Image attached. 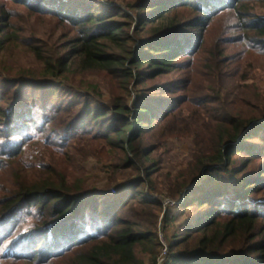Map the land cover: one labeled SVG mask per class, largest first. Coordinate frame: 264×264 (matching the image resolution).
I'll list each match as a JSON object with an SVG mask.
<instances>
[{"label":"trees","instance_id":"16d2710c","mask_svg":"<svg viewBox=\"0 0 264 264\" xmlns=\"http://www.w3.org/2000/svg\"><path fill=\"white\" fill-rule=\"evenodd\" d=\"M244 1L136 0L127 4V9L119 6L106 9L91 4L85 10L81 8L83 5L73 8L68 0H38L41 6L29 0L24 3L32 11L37 8L34 11L57 14L70 20L78 32L71 42V53L64 57L44 56L39 45L32 47L42 60L47 75H65L70 71L72 58L78 57L82 69H104L113 77L128 79L127 85L123 86L128 96L111 102L72 96L65 103L52 104L49 93L42 100L35 97L21 100L22 87H19L14 110L10 112L0 106V118L10 126L6 131L0 130V135L4 134V139L16 144L15 148L0 147V155L4 157L0 166L18 154L19 144L37 138L43 140L45 135L42 133L47 130L52 136L62 137L63 144L77 139L97 141L99 154L104 149L107 152L108 146L112 147L113 157L119 161L116 166L136 174L133 180L117 186L118 189L130 184L137 188L129 198L121 196L109 206L115 219L100 221L101 225L107 222L103 230L76 233L69 225L70 220L90 200V195L97 200L99 192H91L94 190L86 186L74 188L65 173L55 167H51V174L55 173L54 182L48 179L30 185L20 177L9 180L11 185L0 195V225H5V230L0 231V264L5 261L7 264H146L137 251L148 246L151 264H157L162 244L156 227L162 213L163 225L171 220L172 206L147 195L149 185L154 182L152 176L159 167L152 159V152L158 150L161 143L157 141L151 146L141 139L163 127L166 120V126L178 124L182 118L180 110L188 98L173 99L174 102L164 108L156 107L157 98L149 92L151 87L146 86L139 89L138 98L130 104V84L132 79H136L137 84L142 83L177 67L176 59L201 46L200 36L206 25L225 12L233 15V30L239 25L247 29L249 35L243 36L245 44L255 42L264 49V18L252 12L255 8ZM185 9L193 12L186 28L180 18ZM9 21V13L1 9L0 56L12 38ZM132 23L136 24V34L129 30ZM148 27H152L154 36L143 40L136 50L129 47V41L139 39L140 30ZM192 27L199 29L201 35L197 38L195 34L185 35ZM115 45H120L123 53L115 52ZM145 63L148 65L143 69ZM221 63L217 59V67ZM242 87L235 80L228 87L222 77L218 79L214 93H209L207 102L211 104L217 96L216 102L222 101L226 95L233 97V93L242 96L245 93ZM82 95L89 97L88 93ZM192 100L190 103L194 105L195 100ZM217 109L214 114L217 137L211 142L213 153L207 155L202 151L192 163L193 173L199 172L196 177L204 173L207 177L191 187L193 181H187L176 195L171 190L167 194L173 201L181 198L184 190L187 202L181 207L184 212L187 207L189 210L185 226L179 228L169 241L165 264H264V202L251 200L247 191L256 184L264 186V170L260 172L257 166L249 168L252 157L259 153V146L252 137H261L264 143V131L261 134L252 132L264 122L252 123L264 118L231 114L221 106ZM29 112L36 116H26ZM241 152L247 156L235 163V156ZM233 180L235 185L231 186ZM244 183V190L239 192ZM229 187L233 188L232 192ZM108 194L111 193L105 195ZM32 205L35 210L31 208L19 215ZM27 216H32L34 222L21 233L22 222ZM15 236L22 237L15 240ZM39 236L41 240H38Z\"/></svg>","mask_w":264,"mask_h":264},{"label":"rangeland","instance_id":"374dc122","mask_svg":"<svg viewBox=\"0 0 264 264\" xmlns=\"http://www.w3.org/2000/svg\"><path fill=\"white\" fill-rule=\"evenodd\" d=\"M29 1L41 6L38 0ZM134 1L136 0H68L73 8L83 5L82 10L91 4L101 5L106 9H109L110 6L127 9V4ZM26 2L28 0H0V10H6L10 16L9 33L12 37L0 56V74L2 76L0 77V106L7 108L10 112L13 111L14 104H17L16 97L19 87H22V96L21 93L19 94L21 100L32 97L42 100L49 93L48 96L52 104L65 103L72 96H78L83 100L99 98L103 102H111L117 98L121 100L126 94L128 96L125 87H123L129 82L128 79L113 77L104 69H82L78 57L72 58L70 71L65 75L60 77L47 75L42 60L32 47L39 45L44 56L53 54L64 57L63 55L71 53V42L78 32L70 20L57 14L34 11L37 8L32 11L25 6ZM244 2L255 8L252 12L259 14L262 19L264 18V1L245 0ZM192 16L191 10L182 11L180 18L185 23V28L191 22ZM233 23L232 13L225 12L206 25L202 36H200L197 27L188 29L185 31V35L188 37L195 34L196 38L200 36L201 46L195 48L190 54L178 57L175 61L179 63L178 66L170 72L161 73L138 84L136 79H132L130 84L132 89L129 95L130 104L138 98L139 89L146 86L151 87L149 92L154 93L153 97L157 98L156 107L164 108L170 106L174 102L173 99L188 98L180 110L182 118L178 124L166 126V120L163 127L141 139L143 143L151 146L157 141L161 143L159 149L152 152V159L157 161L159 167L152 176L154 182L149 185L147 195L163 200L166 206H172V213L169 216L171 220L166 226L163 225L164 214L162 213L156 227L158 239L162 244L157 264L166 263L169 241L173 239V235L179 228L185 226L189 210L187 207L184 212L181 207L187 202L184 190L181 198L173 201H171L173 198L167 194L171 190L172 194L176 195L179 188L187 181H193L190 184L191 187L200 184L207 177L205 173L196 177L199 172L193 173L192 163L202 151L207 155L213 153L211 142L217 137L215 129L217 120L214 117V114L218 112L217 108L219 106L226 107L231 114L242 115L246 118L250 116L264 118V49L255 42L245 44L243 36L249 35L247 29L239 25L237 30H233L231 27ZM135 28L136 24L129 25L132 34H136ZM151 28L140 30L137 35L139 39L129 41L128 46L136 50L143 40L152 38L154 34L151 33ZM228 31L231 33H227ZM113 50L120 54L123 53L120 45L119 47L115 45ZM217 59L222 62L220 67H217ZM147 65V63L143 64V69ZM222 77L225 78V85L228 87L234 80L238 81L240 87L243 86L242 89L245 90V93L242 96L233 93V97L230 94L226 95L222 101H219L220 103L216 102L217 96L216 100L210 104L207 102V99L210 98L209 93H214L213 89L216 88L218 79L221 80ZM48 82L51 83L43 84ZM70 86L77 87L81 91L70 89ZM83 93H88L89 97L83 96ZM192 99L195 100V106L190 103L193 101ZM26 116L36 115L29 112ZM258 122H264V119H255L252 124ZM9 128L8 122L0 118V130L6 131ZM263 131L264 123L252 130L254 134L256 132L261 134ZM42 134L45 135L43 140L37 138L25 142L23 145L19 144L18 154L7 159L0 166V195L3 194L5 188L11 185L8 181L18 177L22 181H28L30 185L40 184L48 179L54 182L55 173H51H53L52 168L55 167L65 173L74 188L86 186L94 190L91 192H99L97 200L94 199V195H90V200L86 201L78 213L72 217L69 222L72 229L75 228L76 233L87 230L90 232L103 230L107 222L101 225L100 221L115 219L114 211L109 206L121 196L129 198L133 194L134 188H137L130 184L119 190L117 186L133 180L136 174L130 169L116 166L119 161L113 157L115 151L110 146L107 147V152L104 149L99 154L100 146L97 141L77 139L72 140L71 143L64 142L63 144L62 137L52 136L47 130ZM3 137H5L4 134L0 135V147L16 145ZM260 138L256 136L251 139L255 140L259 146V153L252 157L253 163L249 168L254 169V166H257L258 170L263 172L264 143ZM245 156H247L245 152L236 155L235 163H240ZM0 160H4L3 155H0ZM241 177L243 178V176ZM233 184L235 185V182L230 185ZM245 186L246 183L242 184L239 192H242ZM229 188L232 192L233 188ZM247 191H249L251 200L264 202L263 185L256 184ZM108 192L111 194L105 195ZM133 206H137L135 202ZM31 208L35 210V205L24 209L19 215L32 210ZM173 215L175 217H172ZM33 222V217L27 216L26 220L22 222L21 233L26 231ZM4 230L5 225H0V231ZM20 237L22 236H15L14 239ZM37 238L41 240L40 236ZM149 248L148 246L137 251L138 256L143 258L146 264H151ZM1 251L2 249H0ZM7 263L5 261L2 264Z\"/></svg>","mask_w":264,"mask_h":264},{"label":"water","instance_id":"95a60500","mask_svg":"<svg viewBox=\"0 0 264 264\" xmlns=\"http://www.w3.org/2000/svg\"><path fill=\"white\" fill-rule=\"evenodd\" d=\"M108 193H110V192H108Z\"/></svg>","mask_w":264,"mask_h":264}]
</instances>
